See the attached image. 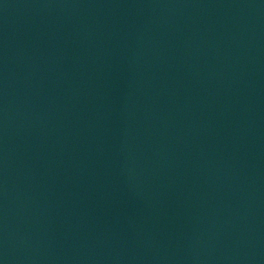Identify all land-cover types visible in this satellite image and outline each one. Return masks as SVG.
<instances>
[{
  "label": "water",
  "instance_id": "obj_1",
  "mask_svg": "<svg viewBox=\"0 0 264 264\" xmlns=\"http://www.w3.org/2000/svg\"><path fill=\"white\" fill-rule=\"evenodd\" d=\"M0 264H264V0H0Z\"/></svg>",
  "mask_w": 264,
  "mask_h": 264
}]
</instances>
